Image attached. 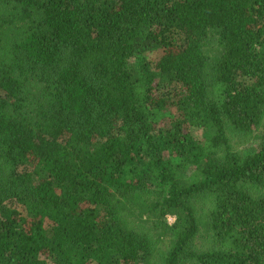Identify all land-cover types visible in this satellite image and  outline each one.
<instances>
[{
  "label": "trees",
  "instance_id": "1",
  "mask_svg": "<svg viewBox=\"0 0 264 264\" xmlns=\"http://www.w3.org/2000/svg\"><path fill=\"white\" fill-rule=\"evenodd\" d=\"M0 264H264V0H0Z\"/></svg>",
  "mask_w": 264,
  "mask_h": 264
},
{
  "label": "rangeland",
  "instance_id": "2",
  "mask_svg": "<svg viewBox=\"0 0 264 264\" xmlns=\"http://www.w3.org/2000/svg\"><path fill=\"white\" fill-rule=\"evenodd\" d=\"M137 64H141V60H140V58H138V60H137ZM189 130H191V129H189ZM192 133H193V135L195 136V137H197V138H199V136H200V133L196 130V129H194L193 131H192ZM250 145H251V142H242V144L238 147V149H241V150H246L248 147H250ZM173 221H174V219L172 218V217H169L168 218V223L169 224H172L173 223ZM48 226V224L46 225V227Z\"/></svg>",
  "mask_w": 264,
  "mask_h": 264
}]
</instances>
